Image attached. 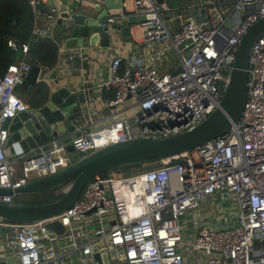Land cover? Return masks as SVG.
Here are the masks:
<instances>
[{
    "label": "built area",
    "instance_id": "1",
    "mask_svg": "<svg viewBox=\"0 0 264 264\" xmlns=\"http://www.w3.org/2000/svg\"><path fill=\"white\" fill-rule=\"evenodd\" d=\"M28 1L32 34L47 36L56 25L57 7L45 9L42 0ZM131 3V13L144 16L136 26L145 42L159 46L166 69L159 70L161 60L132 65L114 57L111 79L105 82L114 88V96L103 103L108 112L74 123V155L57 135L7 158L9 133L4 124L29 108L15 89L31 67L25 59L9 65L0 76V187L15 189L55 173L79 153L191 129L218 107L243 34L264 16V0ZM202 8L206 16L200 20L189 13L196 9L199 15ZM39 21L44 25H37ZM7 45L23 55L28 52L27 43L9 39ZM87 90L85 103L94 100ZM133 108H138L135 114L119 118ZM102 121L107 122L101 129L91 128ZM157 162L95 176L59 216L24 224L0 218L5 230L0 236L11 255L0 264H97L94 254L102 255L103 248L108 262L100 264H264V33L250 49L248 96L239 121L227 133ZM222 194L233 204L236 220L226 221L209 203ZM0 201L12 203L13 196H0ZM53 219L65 226L63 234L47 227ZM203 221L237 226L214 230L200 227Z\"/></svg>",
    "mask_w": 264,
    "mask_h": 264
},
{
    "label": "water",
    "instance_id": "2",
    "mask_svg": "<svg viewBox=\"0 0 264 264\" xmlns=\"http://www.w3.org/2000/svg\"><path fill=\"white\" fill-rule=\"evenodd\" d=\"M57 1L59 8L55 26L60 31V48L65 51L97 46L108 49L117 40L121 43L131 42V29L144 21L143 15L134 16L125 11L124 0ZM48 5H53L52 0H49ZM199 12V15H194L197 20L206 16L203 8ZM109 17L115 18V22H109ZM121 17L126 19L125 24L116 21ZM263 33L264 16L252 23L243 34L218 107L197 125L168 136L136 137L89 153H79L71 164L55 173L29 179L15 189L0 187V196L13 197L16 194L58 192L67 188L59 199L48 203L0 201V218L8 223L24 224L59 216L78 200L85 185L97 175L141 166L152 161L172 159L229 132L239 121L248 96L251 46ZM59 77L56 67L46 71L38 65H31L24 82L33 86L41 81H49L51 85L48 86V99L41 107H29L6 120L4 127L9 133L5 145L7 158L28 152L57 135L62 136L66 149L74 152L70 141L75 136V124L64 116L71 108L76 110L79 105L75 93L59 85ZM46 225L58 235L65 231V226L58 219H53ZM199 226L222 230L236 227L237 223L215 224L212 221H203ZM102 250V255L94 254L97 264L108 262L105 248Z\"/></svg>",
    "mask_w": 264,
    "mask_h": 264
},
{
    "label": "crops",
    "instance_id": "3",
    "mask_svg": "<svg viewBox=\"0 0 264 264\" xmlns=\"http://www.w3.org/2000/svg\"><path fill=\"white\" fill-rule=\"evenodd\" d=\"M42 1L46 2L48 5L49 0ZM127 1L128 0L125 1V11L131 13L132 5L131 8H127ZM52 2L53 6L58 9V1L52 0ZM196 13L197 11L193 15ZM116 21L123 24L126 23V19L122 17L116 19ZM37 25L42 26L44 25V22L39 21ZM131 38V42L121 43L117 40L114 42L112 48L108 49L97 46L65 51L60 48L58 43V61L52 68L56 67L59 71V85L65 86L71 92L75 93L79 105L76 110L75 108H71L70 112L65 113L64 117L67 120L80 124L84 123L86 117L90 115L97 119L100 115L108 112V110L103 107V103L105 100L111 99L114 96V88L112 86H106L105 82L111 79L110 77L112 75L110 66L111 61L115 56L122 55L121 57H124L125 59H123L130 62L132 65H141L145 63L153 65L155 62H160L161 60L158 66L159 70L164 71L166 69V62L162 61L157 53L159 46L145 42L143 33L138 26H134L131 29ZM52 68H49L46 71L51 70ZM45 83L48 86L51 85L49 81H45ZM84 88H88L86 93L88 96L94 98L93 101L85 103V95L83 94ZM120 116L121 115H119V118ZM106 122L107 121H102L101 123L93 125L91 128L101 129L102 125L106 124ZM67 152L69 151L67 150ZM69 153L74 155V152ZM15 167L19 169L20 163H15ZM217 199H219V196L210 199L211 201H209V203L212 205ZM21 203L23 202L21 201ZM3 230L4 229L0 227V233L5 232V230ZM10 257V250L4 245L0 236V260Z\"/></svg>",
    "mask_w": 264,
    "mask_h": 264
},
{
    "label": "trees",
    "instance_id": "4",
    "mask_svg": "<svg viewBox=\"0 0 264 264\" xmlns=\"http://www.w3.org/2000/svg\"><path fill=\"white\" fill-rule=\"evenodd\" d=\"M41 6L46 9L47 3L42 2ZM32 26L33 10L28 0H0V76L6 72L9 65L21 59H25L30 65H38L45 70L56 65L60 40L58 27L55 26L51 29L47 36L39 37L32 34ZM9 39H13L18 43H27L28 52L23 55L21 51H13L7 45ZM15 94L28 107L39 108L46 103L49 88L43 81L33 86L23 82L16 87ZM157 163V161L148 162V164L130 168L129 171H134L138 167L156 165ZM62 194V192H44L27 195H43L46 203H48L59 199ZM13 202L19 203L20 201H16L14 197Z\"/></svg>",
    "mask_w": 264,
    "mask_h": 264
},
{
    "label": "rangeland",
    "instance_id": "5",
    "mask_svg": "<svg viewBox=\"0 0 264 264\" xmlns=\"http://www.w3.org/2000/svg\"><path fill=\"white\" fill-rule=\"evenodd\" d=\"M131 5H132L131 0H128L127 1V8H131ZM196 11H197L196 9H193V10H190L189 13L194 14ZM137 111H138V108L130 109V110L122 113L120 118L130 117L131 115L135 114ZM153 164H155V163H153ZM65 190H67V188H64L62 191H65ZM15 200L20 201V202L22 201L23 203H28V204H42L43 202L46 203V200H45L43 195H32V196H30L27 194H16ZM212 205L216 207L217 211L224 214V216L226 217V221H229L230 219L236 220L235 215H232V213L235 212V208H234L233 204L228 201L227 196L225 194H222L220 196V198L217 199V201H215ZM192 231H193V229L191 230V232Z\"/></svg>",
    "mask_w": 264,
    "mask_h": 264
},
{
    "label": "bare ground",
    "instance_id": "6",
    "mask_svg": "<svg viewBox=\"0 0 264 264\" xmlns=\"http://www.w3.org/2000/svg\"><path fill=\"white\" fill-rule=\"evenodd\" d=\"M122 56V55H121ZM116 57V56H115ZM124 58V57H123ZM125 59V58H124ZM134 65V64H133Z\"/></svg>",
    "mask_w": 264,
    "mask_h": 264
}]
</instances>
